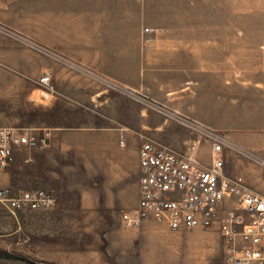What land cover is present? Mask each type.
<instances>
[{
    "label": "rangeland",
    "instance_id": "1",
    "mask_svg": "<svg viewBox=\"0 0 264 264\" xmlns=\"http://www.w3.org/2000/svg\"><path fill=\"white\" fill-rule=\"evenodd\" d=\"M61 2L53 9L41 0H0V127L46 136L48 145L59 128H70L76 145L87 140L84 132L93 142L107 133L108 144L113 131L120 143L129 133L140 144L144 134L173 149L197 140L208 147L198 150L204 163L211 161V142L202 131L211 130L233 145L226 150L229 174L258 191L264 0H142L148 6L142 33L124 40L185 45L172 61L173 89L164 97L147 88L137 50L68 48L84 45V28L74 23L84 19L51 17L66 13ZM121 147L122 171L113 160L99 161L94 148L90 157L84 146L73 149L60 192L35 169V153L46 148L16 147L14 161L0 166V189H46L56 202L14 209L0 200V264H231L216 229L125 225L122 214L137 204L140 171L134 150Z\"/></svg>",
    "mask_w": 264,
    "mask_h": 264
},
{
    "label": "built area",
    "instance_id": "2",
    "mask_svg": "<svg viewBox=\"0 0 264 264\" xmlns=\"http://www.w3.org/2000/svg\"><path fill=\"white\" fill-rule=\"evenodd\" d=\"M202 133L211 142L209 163L197 154L200 141L178 151L141 135L138 200L124 211L122 220L129 227L157 221L173 230L216 229L227 240L231 264H264V195L252 189L244 176L227 171L226 150L232 143L215 131ZM121 144H126L125 137ZM24 146L46 148L48 138L0 127V166L10 165L15 148ZM0 200L14 209H39L56 202L46 189H0Z\"/></svg>",
    "mask_w": 264,
    "mask_h": 264
},
{
    "label": "crops",
    "instance_id": "3",
    "mask_svg": "<svg viewBox=\"0 0 264 264\" xmlns=\"http://www.w3.org/2000/svg\"><path fill=\"white\" fill-rule=\"evenodd\" d=\"M42 3L50 2L53 7L54 3L59 0H41ZM63 3L66 13L63 14H51V17H66V18H81L84 19L80 23L74 22L76 25L80 24L84 30V37L81 39L84 45H72L68 48H81V49H131L138 51V58L141 59L147 68L144 73L146 77V86L152 92V96L164 97L172 88V61L178 58V50L185 48V45L178 42H154L147 43L143 41L129 42L126 39L127 35L135 31L142 33L141 26L144 19L148 15V6H146L142 0H60ZM62 7V8H63ZM45 8H47L45 6ZM140 12V13H139ZM88 19V20H87ZM76 38H68L74 42ZM107 40L113 45L103 46L96 45L97 43H103ZM163 64L166 66L164 71H159L155 66ZM176 73V71H175ZM167 75V76H165ZM138 85H132V88L138 89ZM167 96V95H166ZM113 123H118L117 120H112ZM74 132L70 128H59L57 131H52L51 139H49V145L46 149L38 150L34 156V164L36 172H40L42 178L47 180L49 185L54 186L56 191L60 192L62 185L67 183L62 182L67 176V170L69 169V163H71L72 150L76 147L84 148L88 151L89 157L91 156V150H98V160L107 163V161H114L115 165L118 164L122 171L124 163V154L120 139L118 138V132L113 131L110 133L111 142L108 144L106 141L107 133L100 132L98 142H93L90 137L91 133H83L84 139H78V145L72 142ZM172 137V136H171ZM126 138V137H125ZM172 140V138L170 139ZM236 141V139H234ZM127 141V142H126ZM129 144L130 150H134V156L132 162L136 171H140V159L139 148L141 143H137L136 139L127 133V139L125 140ZM173 142V141H171ZM237 142V141H236ZM121 145V146H120ZM126 145V144H125ZM250 145V144H249ZM259 151L264 153V145H259ZM109 148V150H108ZM201 149H208L203 145ZM178 151H186L184 149L175 148ZM15 152V151H14ZM198 154V153H197ZM96 156V154H95ZM264 156V154H263ZM113 157V158H112ZM95 159V158H94ZM72 168V167H71ZM50 179V181L48 180ZM255 183L259 193L264 195V176H256ZM139 189V184H138ZM62 194V193H60ZM61 196V195H60ZM153 222V221H150ZM155 222V221H154Z\"/></svg>",
    "mask_w": 264,
    "mask_h": 264
}]
</instances>
